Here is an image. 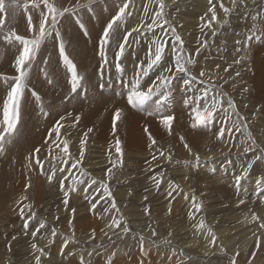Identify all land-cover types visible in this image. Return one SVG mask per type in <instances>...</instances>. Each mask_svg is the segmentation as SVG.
Masks as SVG:
<instances>
[{"label": "rangeland", "instance_id": "rangeland-1", "mask_svg": "<svg viewBox=\"0 0 264 264\" xmlns=\"http://www.w3.org/2000/svg\"><path fill=\"white\" fill-rule=\"evenodd\" d=\"M117 1L122 2V4L128 3L129 7L126 9L123 24L117 22L119 26L114 25V32L106 50L107 63L99 55L100 39H97V37L91 39L89 46L83 47L84 53L80 56V60L75 61L74 65L77 69L78 77H83L85 80H87L85 78L87 73L90 74L97 70L96 73L99 78H97L96 73H93L92 76L89 75L91 80L88 79V82L93 86L87 87V89L91 90L90 92L95 94L103 90L106 85H108L107 90H113V88L115 90L118 88V90H126V87L129 84L131 85V83H127L129 81V75L126 71L128 64L122 62V57L119 63L121 70L126 76L125 80L113 87V83H109L105 76L110 74V72L113 74V70L109 69L110 67L117 69L116 53L119 50V43L123 42L124 36L129 32H131L130 36L135 33L136 36L140 35L138 31H132V29L139 28L140 31L142 24H150L152 16L156 13V8H159L158 0H102V3L109 4L104 7L101 6L106 9L105 18L100 24V29L103 32L119 10L116 9L119 5ZM177 1L164 0V2L172 3V6ZM25 2L28 3L27 9L23 7ZM98 2L99 0H93L90 6L76 8L77 3L87 5V0H53V3L56 6L58 5L61 10L64 8L74 10L64 13L59 18L57 29L60 34H62L60 31L62 25L64 27L67 25L66 20L69 16L77 12H86ZM180 2L184 4L183 7H187L188 3L193 2V8L199 5L202 8L206 4V0H180ZM5 3L7 5L8 0H5ZM20 4L19 10L9 7L5 13H0V17L4 20L3 26L0 28V79L9 72H15L8 78H2L12 81V84L15 82V77L19 75L17 71H14V68H16L14 57H18L21 51L12 56L9 47L12 44L16 47L20 43L14 37L11 40L5 39V37L14 32L25 39H32L38 34L41 20V12H36L35 8L32 7V0H20ZM207 4L211 5V10L209 9L211 16L213 12L216 15L220 7V0H211V3L208 1ZM39 7L45 10L42 12L47 11L43 4H40ZM108 7L111 10H108ZM146 9L147 11H145ZM13 10L15 11L13 12ZM92 12L94 14V11ZM96 12H101V9H97ZM256 12L259 11L256 10ZM259 13L256 15L259 16ZM29 17H31L32 23L31 31H29ZM50 19L46 27L50 26ZM163 19L168 24L172 22L170 23L172 24L170 28L175 29L176 35L184 30L178 23V19H181L180 13L175 9H172V17L166 11H163ZM257 24H259V20ZM262 26H252L254 28L252 31H256V35L251 40L247 37L252 31L247 32V35H241L230 26L221 30L216 36L213 34V36H208L204 39L203 36L198 35L201 37L198 40V44L200 47L203 46L199 48L198 55L197 51L192 48H183L181 51V42H174L173 34H171L172 43L166 50L170 61H164V64L172 63L173 53L171 49L173 46L180 55L186 59L192 58L196 63L187 66L189 73L186 76L181 73L182 78L175 77L171 91L167 96L169 101L163 96H153L152 99L146 101L142 107L137 109L138 116L131 111H128V113H122L121 111L119 118L116 117V111L121 110L123 106L121 101L126 100L119 95L117 101L111 100V98V101L103 99L102 107H92L87 111L86 107L81 103V100L84 102L80 93V89L83 87L81 84L77 85L76 91L73 93L76 101L81 105L80 110H72L69 107H65L57 110V115H53L48 120H42L34 125L24 124L25 136H21L19 132L22 127L20 120H18L15 130L11 134H6L2 110L0 114V135H4L5 140L4 149L0 151V264H20L22 263L21 259L23 260L27 256L33 257L37 249H43L39 241L44 238V234H46L45 239L57 236L44 233V230L46 232L55 230L52 227L47 228L48 225L45 224L44 218L49 215L44 214V212L46 211L48 214L55 213L54 206L58 205V200L55 199V196L58 194V190H61V187L59 188L58 186H61L62 171H60V165L55 164L57 161L52 152H55L56 148L54 146L56 147L58 144L64 146L61 135L65 129H70L71 131L81 130L83 132L81 140L86 141L84 157L79 164L80 166L73 168V160L67 164L68 168L74 169L72 173L77 180H80L83 176L82 172L79 173V170L82 171L81 167L93 166V169H99L98 173L104 178H111L114 175V185L109 187V191L113 190L118 184L117 175H120L122 180L117 188L127 187V189H130L128 187L130 184L137 187L139 184L144 183V178L142 180H138V178L151 171V158L156 156V166L151 171L152 174L165 171L167 175L160 177L161 181L157 186L158 193L165 192L162 193L164 197L161 200H156L159 197L151 196V198H147L149 202H141L139 207L133 209V217L132 219L130 218V222L128 218H122L120 221H128L129 231L130 229L132 230L127 233L122 230L120 236L112 240L110 247L107 244L102 246V241L98 238H94L92 241L87 234L81 231L83 223L82 225L71 226V231L64 229L62 223V232L56 245L57 250L52 254V258H58L51 264H81L82 258L85 264H109V262L110 264H230L233 259L235 264H264V227L261 226L264 225V192L256 195L257 180L264 182V159L256 160L253 163L252 168L248 171V176L240 181L239 188L235 183V177L242 175L248 163L252 162L257 155H260L261 150H264V82L259 86L254 84V79L264 78V74L258 71L260 67H264V34L258 31V29L264 28V24ZM203 29L205 28L203 27ZM205 33H207V30H204ZM53 36L54 38L47 40L53 41V39H56L55 33L51 37ZM130 36H128L125 49L127 48L126 45H128L133 57H143L146 62L149 49L153 48L152 41H160L163 38L162 33L156 30L151 31L145 37V48L139 49L137 43L140 41V37L138 36V38H134L133 41L129 42ZM234 36L240 38L241 41L235 43ZM216 39L221 40L222 43H213ZM47 40L42 43L36 59L30 61L31 66H25L28 75L35 67L36 69L42 68L43 62L44 64L47 63V59L42 52V47ZM62 42L64 44V40ZM205 43L206 46H204ZM228 46L232 48L229 49ZM6 49L8 50L6 51ZM221 50L224 51L223 57L226 61L232 58L229 54L232 52L237 54L236 61L240 60V63L237 64L234 60L225 62L221 56L216 54L221 55ZM6 55L9 59L12 58L13 66H6L8 68L4 69L1 66L3 60L5 62L9 61ZM242 57L243 60H241ZM84 59L88 62H85ZM242 62L243 64L246 63V65H241ZM87 63L92 64L94 68L88 70ZM229 64H233V67L240 65V72L248 79L245 85H242L236 79L239 76L236 73L234 78L220 83V74L226 68L228 69ZM214 67H218L219 71L212 74L215 70ZM11 68L12 71L10 70ZM55 68L56 63L53 64L52 68L54 72L51 70L53 74H55ZM161 70L162 68H158L153 71L154 77L152 80L156 79ZM201 71L205 73L203 77L200 76ZM228 72L227 70L225 71V76ZM68 74L71 77L69 70ZM214 76H217V80L216 78L213 80ZM192 77H195V79ZM192 81L202 83L206 87L205 92L208 94L204 93L200 96L198 94L200 89L191 87ZM10 82L9 85L12 86ZM218 84L222 88H216L215 85ZM242 87H244L243 90H240ZM28 88L29 86L25 87V91H28ZM69 90V87L65 90L67 95L70 93ZM118 93L123 95L122 92ZM217 94H223V106L217 112V120L214 125H212L211 129L192 128L195 109L200 108L202 111L205 104L204 99L197 101V97L206 95L207 103L210 104L212 98ZM91 95L93 94H88V97ZM130 95L131 93H126L124 96L129 97ZM68 97L70 98V95ZM27 98L23 99L22 97L21 100L22 117L23 106L27 102ZM228 99L234 102L236 112H232L229 109L226 116L223 109L227 108ZM105 101L107 102L106 104ZM160 104L162 105L159 106ZM114 106H116L115 114L113 113ZM27 113H31L29 106ZM237 113H239V116ZM39 114L43 115L44 112ZM165 115H173L175 117L171 129L162 123V117ZM240 116L244 118L240 121V130L237 131L232 128L231 132L226 131L225 136L218 140L217 133L219 128L225 127L227 129ZM77 117H79L78 121ZM114 120L115 134L113 133ZM58 126L60 127L59 136L54 131ZM90 128L92 131L88 132ZM145 129H147V132ZM85 133H87L86 136ZM130 135L136 137V140H132ZM138 136H140L141 142L137 141ZM150 136L151 139L149 138ZM196 137L198 140L194 141L193 139ZM117 140L120 141V153L116 152ZM153 140L155 141L154 144ZM66 141L68 142L69 152L74 154L73 159L79 161L80 150L79 154H76L69 138ZM190 142L197 144L198 147L191 146ZM52 143L54 145H51ZM185 144L188 145L187 148ZM94 146L104 147L106 151L98 153L97 157H92L93 154L86 155V151L91 150ZM245 147L249 148L248 152L244 151ZM36 149H39V152ZM64 154L62 152V155ZM197 155L199 156V162L196 161ZM52 163L57 169L55 168L54 170ZM212 168H215V172L211 171ZM109 169H111L110 172ZM53 171H56V173L54 179L51 180L53 182H51L48 177L52 175ZM88 171L93 174L92 170ZM183 172L185 175L182 180L175 176H182ZM172 173H174L173 176ZM157 175H160V173ZM152 176L149 175L146 181L154 183L155 180H148ZM92 181L93 179L91 178L84 180L89 194L84 195L82 191H78L74 196V200L78 204L85 206V216L96 221V225L99 228L105 223L112 221V208L105 211L106 208L100 206V200L97 201L91 197L98 194L99 191H103L96 183L88 187ZM37 183L41 186L40 195H36L35 188ZM45 194L47 198L44 202L50 201L48 206L40 205L39 203L45 197ZM238 195L241 197L239 201L237 200ZM86 197L90 199H86ZM31 198H33V202ZM152 200L156 201L152 202ZM241 200L244 203H240ZM194 203L200 206L199 211L194 208ZM93 204L96 205L95 209L92 207ZM126 204L120 206L119 211H122ZM24 205H29V207L24 208ZM22 208L23 213H21ZM154 209L155 211L153 212ZM122 212H124L122 214H126L125 210ZM33 213L35 214L34 216ZM189 213H191V217ZM254 215L257 217L255 220L252 219ZM201 221L205 224L203 229L199 228ZM25 223L28 224L27 229L24 228ZM41 223L44 224V227L39 228L37 231ZM98 228L90 227L86 231H95ZM225 228H229L227 232L223 231ZM209 229H211L212 235L208 234ZM148 230L155 233L153 236L157 235V239L159 236L171 237L173 242L180 245H175V247H172V251L166 252L162 250V243L158 244L144 238V236H147L146 233L149 234ZM34 232L35 236L33 235ZM141 237H143L142 245ZM150 238L154 239L153 237ZM78 239L86 241L88 244L85 245L79 242ZM109 239L104 240L108 241ZM160 240L164 244L167 243L163 238ZM65 242H67L66 247L64 246ZM183 243H189V245L183 246ZM33 244L38 245L39 248H33ZM127 244L135 247L132 249L127 247ZM167 245L165 244V247ZM182 249L186 251H182ZM21 253H23L22 256L20 255ZM43 257L41 263L46 259V257ZM52 258L49 259L50 262Z\"/></svg>", "mask_w": 264, "mask_h": 264}, {"label": "bare ground", "instance_id": "bare-ground-1", "mask_svg": "<svg viewBox=\"0 0 264 264\" xmlns=\"http://www.w3.org/2000/svg\"><path fill=\"white\" fill-rule=\"evenodd\" d=\"M208 1L209 0H206V4L202 8H200V5L193 8L194 7V5L192 4L193 2L188 3L187 7H183L184 4L182 2H180V0L175 2L176 4L174 6H172V3L164 2V0H163V3L165 5L164 11H166L168 13V15H171V17H172V9H175L177 12L180 13L181 19H178V23L180 24L181 28H183L184 30L181 33H178V35L180 36L181 41L184 40V41H182L184 49L192 48L195 51H197V49L203 47V46L200 47V45L198 44V40L201 38L198 35L203 36L204 39L207 38L208 36L209 37L213 36V33H215V36H216L219 34V32L221 30L226 29V27H228V26L234 28L235 31L236 32L238 31L241 35H247V32L254 30V28H252L253 25H255L256 27H260L264 24V8H263L264 0H237L235 7H233L232 0H220V7L218 8V13L216 14V20H212L211 12L209 11L211 5L207 4ZM50 2L53 3V0H50ZM117 2L119 3V5L117 6L116 9H119V7H121L123 4H122V2H119V1H117ZM106 4H108V3H105V2L102 3V0H99V2L93 8L88 9L86 12H81V13L77 12V13L69 16L66 20L67 25L65 27L62 25V28L60 27L61 28L60 31L62 32V34H60V35H62L61 41L64 40V45H65V54L69 57V59H71V61H73L72 62L73 65H75V63L78 60H80L79 59L80 56L84 53L83 47L89 46L92 38H97V37H98L97 39L101 38L103 31H102V29H100V24L103 21V19L105 18V10H106L102 7H104ZM221 5L230 9V11L227 15L223 11V8L221 7ZM57 7H58V5H57ZM97 9H101V12H96ZM108 10H111L110 7H108ZM256 10L259 11L261 13V15L259 12H256ZM14 11L15 10H13V12ZM35 11L36 12H42L45 10L39 7V8H35ZM92 11H94V14ZM155 11L158 12L159 8H156ZM236 12H237V14H236ZM26 13L28 14V12H26ZM258 13H259V16L256 15ZM183 16H185V17H183ZM258 17H259V19H258ZM258 20H259V24H257ZM78 21H79V23H78ZM170 23H172V22H170ZM170 23L169 24L165 23L163 25V31H161L160 28L154 29V30L163 34V38L160 41L166 40L168 42L166 45V48H165V57H166L165 61H170V58L166 54V50L168 49V46L172 43V35H171L172 29L170 28V27H172V24H170ZM203 27L205 29L202 30ZM8 29H9V27H8ZM140 29L141 30L138 31L140 34V35H138L140 37V41H138V43H137V47L139 49L145 48V46H146L145 37H146V35L150 34V32H151V31H147V24H142L140 26ZM204 30H207V33L204 34ZM5 33H8V32H5ZM138 36H136V33L134 35L130 36L129 42L133 41L134 38H138ZM227 37H229V36H227ZM51 38H54V36L50 37V39ZM234 40H235L234 41L235 43L238 41L239 42L241 41L240 38H236L235 36H234ZM61 41H58L57 39H53V41L47 40V42L42 47V52L47 59V61L45 60L47 63L44 64V62H43L42 68L36 69V67H35L34 70L26 78V82H28L26 87L29 86V88H28V91L24 90L23 99H25L27 97L28 98H27V102L23 106V110H24L23 111V117L21 114V109H19V119H18V120H20V125L22 123V127L19 129L21 136H25L24 133L26 134L25 130L23 129L24 124L34 125L36 123H39L42 120H48L53 115H57V113H58L57 110H60V109L65 108V107H69L72 110H80L81 109V105L76 101L75 97L73 96V93L76 90L75 91L72 90L71 77L68 74V68L63 63V61L59 55V43ZM213 43H222V41L219 39H216ZM126 46H127V48L125 49L124 55L122 57V62L125 64H128V67H126L127 68L126 71L128 72V75H129V77H128L129 81L127 83H131L132 79L134 78V74L136 72L137 64L140 63L141 61L146 63V61L143 57L142 58H139L137 56L133 57L131 50H129V48H128V45H126ZM22 48H23L22 44H20V45L17 44L16 47L13 46V44H12L9 47V50H10L12 56H14L15 54L22 51ZM228 48L231 49L232 47L228 46ZM7 50L8 49H6V51ZM223 52L224 51L221 50V53H222L221 55H219L218 53H216V54L218 56H221L225 62H229L230 60L236 61L237 54L230 52L229 54L232 56V58L229 59V61H226L225 58L223 57V55H224ZM6 57L8 58L7 55H6ZM17 58L18 57H14V60H16ZM241 60H243V57ZM86 61L87 60H85V62ZM244 61H245V59H244ZM4 62L5 61L3 60V63L1 65L4 67V69H7L11 65L13 66L12 58H10L9 61L7 60V62H5L7 65ZM243 62L241 63V65H246V63L243 64ZM54 63H56L55 74H53L51 71V70H53V72H54V69H52ZM14 64H15V62H14ZM87 65H88V68H87L88 70L94 68V67H92V64L90 65L89 63H87ZM6 66H8V67H6ZM234 66H235V63H234ZM239 66L240 65L233 67V64L232 65L229 64L228 69L226 68V70L229 71L227 73V75L225 76V74H224L226 70L224 72H221V74H220V83L225 82L227 79L229 80V79L234 78L235 73L236 74L239 73V76H237L236 79H238L242 85H245L248 79L245 75H242V73L240 72L241 70L239 69ZM109 69L111 71L113 70V74L110 72V74H107V75L105 74L106 75L105 77L109 80V83L110 82L113 83V87L116 86L118 83H121L125 80L126 76L122 70H120V72H119L117 69H115L113 67H110ZM214 69L215 70L213 71L212 74H215L219 71L218 67H214ZM10 70L12 71V68ZM14 71H16V68H14ZM96 71L91 72L90 74L87 73L85 76V78L87 80L83 79V77L80 78V80H79V84L83 85V87H81V89H80V93H81V98L84 99V102L81 99L80 100H81V103L86 107V110L88 111L92 107H97V108L102 107L103 106L102 101H104L103 99L109 101L111 98V100L117 101L118 95H119L121 98L126 99L125 100L126 102L124 100L121 101L123 106L120 110V113H121V111H122V113H128V111H131L134 115L138 116V114H137L138 108L134 109L133 107H131L127 102L128 97L124 96L126 93L127 94L131 93V85L130 84L126 87V90H118L119 88L116 90L114 88H113V90H107L108 85H106L103 88V90H101L100 92L98 91L99 92L98 94L92 93V92H90L91 91L90 89H87V87L90 88L93 86L90 82H88V79H90L89 75L92 76V74L96 73ZM258 71L261 74H264V67H260L258 69ZM130 72L131 73L133 72V73L131 74ZM14 73L9 72L8 74H6L2 78H5V77L8 78L11 76V74H14ZM99 73H101V72H99ZM77 74H78V72H77ZM70 75H71V73H70ZM183 75L186 76V74H183ZM96 76H97V78H99L97 73H96ZM153 77H154V72L150 73V75L148 77L144 78L142 81V88H146L148 85H150L154 81V80H152ZM175 77L182 78V74L181 73L175 74ZM2 78L0 79V94L2 93L0 95V114L3 110V102L7 98V90L9 91V89L11 88V86L9 85L10 81L7 79H2ZM215 78L217 80V76H214L213 80ZM100 82H102V81H100ZM192 82H193V84L191 85V87H195V88L200 89V91L198 92V94L200 96L203 95L204 93H206L205 92L206 87H204V85L202 83H200V82L196 83L194 81H192ZM263 82H264V78L263 79H254L255 86H259ZM10 83L12 84L13 82L11 81ZM215 86L218 89L222 88L221 86H219V84L215 85ZM68 87L70 89L69 90L70 93L67 95L65 90ZM243 88L244 87H242L240 90H243ZM96 89H97V87H96ZM118 92H122L123 95H121ZM34 93H35V95H34ZM88 94L89 95L93 94V95L88 97ZM206 94H208V93H206ZM69 95H70V98L68 97ZM106 103L107 102L105 101V104ZM112 105H113V103H112ZM161 105L162 104H160L159 106H161ZM28 106H29V109L31 110L30 114L27 113ZM140 107H142V106H140ZM115 111H116V106H114V108H113L114 114H115ZM40 112H44V114L43 115L39 114ZM147 116H149V115H147ZM61 136H62V144L64 141H66L67 138H69V140L72 142L73 150L76 151V154H79V150H80V148H79L80 143L79 142L82 139L83 132L81 130L80 131H78V130L71 131L70 129H67V130L65 129ZM130 138L132 140H136V137L131 136ZM193 140L197 141L198 138L196 137ZM137 141L141 142L140 136H138ZM190 144L193 147H198L197 144H195V143L190 142ZM51 145H54V144L52 143ZM63 147L64 146H60V144H58L56 147L54 146V148H56V149H55V152L54 151L52 152V155H55V157H56L57 163H55V164L60 165L59 168L64 169V171H62V176H61L62 180L59 178V180H61L63 182L64 187H63V189L61 188V190H58V194L55 196V199L58 200V205L54 206V211H56V212L50 213V214H48L46 211L44 212V214L49 215V216L44 218L45 224L48 225L47 228L52 227L55 229V230H52L50 232H46V230H44V233L50 234L52 236L53 232H55V235H57V236L55 238L51 237L49 239H45L46 234H44V238H42L39 241V243H41V247L43 249L40 248L39 251L36 250L34 252L33 257L27 256L23 260L21 259L22 263L17 261L20 264H36V258L37 257H39L40 264H51L54 260H56L58 257L52 258V254L54 253V251L57 250L56 245H57V241L60 239V234L62 232V223L64 225V229H66L68 231H71V226L72 227L78 226V225H82V223H83V227L81 228V231L84 232L85 234H87L92 239V241L94 238H98L99 240L102 241V244H101L102 246H104V244L105 245L107 244V245H109L108 247H110V245H112V243H111L112 240H114L115 237L120 236V234H121L120 232L124 229L125 225L128 226V224L130 222V218L132 219V217H133V209L134 208L139 207L141 205L140 203L143 201L149 202L147 200V198H151V196L159 197L156 200H161V198L164 197V195H162V193H165V192L162 191V193H158L157 192V186L158 185L155 182L158 179H159V181H161L160 177L164 176L166 174V172L165 171L164 172H156V174H152V172H151L152 170H154V167L156 166V162H155L156 157H157L156 156V157L151 158L152 159L150 162L152 164V165L150 164V166H151L150 168H152L151 171L148 169V171H150V172L147 171L148 173H146V175L138 178V180H142V178H144V183L139 184V186H137V187H134L132 184H130L128 186V187H130V189H127V187L117 188V186L120 185V183L122 182V180L120 179V175H117L118 176V184L116 185V187L113 190L110 191L112 194V197L116 203V208L111 210L112 221L107 222L102 227L98 228V226L96 225V221L89 219V218H87V216H85V206H83L82 204H78L74 200V196L76 195V193L78 191H82V193H84V195L89 194V190L86 188L85 183L77 184L75 191L69 190V186L73 183V177L76 178V176H73L74 174L72 173L74 171V169L68 168L67 164L69 162H71L72 160L73 161H76V160L73 159L74 154H72L71 152H69L67 157L65 156V154L62 155ZM52 148H51V150H52ZM104 151H106V148L94 146V147H92L91 150L86 151V155L93 154L92 157H97L98 153H103ZM44 154H43V156L45 157ZM65 159L68 160V163H64ZM44 164H45V162H44ZM53 167H54V164H53ZM55 168L56 167H54V170H55ZM81 169H82V171L79 170V173L82 172V173H85V175H83L80 180L84 181L87 178H91V179L96 181V184L98 186H100L101 183H104V184H107L108 188L113 187L114 175L111 178H104L101 176V174L98 173L99 169H93V166L86 167V168L81 167ZM88 170H92L93 174L89 173ZM184 172H183L182 176L181 175H175V176L178 178H181V180H182V178H184V175H185ZM55 173H56V171H55ZM159 173H160V175H157ZM39 174H41V173H39ZM68 174H69V176H68ZM149 175H153V176L151 178H149L148 180H151V179H152V181L155 180L154 183H150V182L146 181ZM173 175H174V173H172V176ZM58 177H59V174H58ZM65 177H66V179H65ZM46 181H48V180H46ZM51 182H53V181H51ZM60 184H61V182H60ZM36 186H37L35 188L36 195L37 194L40 195L41 194V186H40V184L38 185V183ZM58 187L60 188L61 186H58ZM165 188H166V186H165ZM164 190H166V189H164ZM53 191H54V189H53ZM50 192H51V189H50ZM65 192H68L67 198L69 200V203L67 206H65V204L63 203L64 199L66 198ZM169 192H171V191H169ZM102 196H104L103 191H99L98 194L91 196V197L93 199H96L97 201L100 200V206L107 208V209H111L112 200H109L107 197H104V199H101ZM46 198L47 197L45 194V197L42 198V200L39 202L40 205L41 204H44L45 206L50 205V201L44 202ZM53 198H54V196H53ZM32 199L33 198H31V200ZM240 199H241V197L238 195L237 200L239 201ZM156 200H152V202H154ZM164 200H166V199H164ZM32 202H33V200H32ZM248 203H250V202H248ZM124 204H126V206H125V208L122 209V211L125 210L126 214H122L124 212L119 211L120 206H122ZM37 206H35V207L37 208ZM35 207H34V209H35ZM145 210H146V208H145ZM154 211H155V209L153 210V212ZM238 217H240V215H238ZM113 218L116 221L120 222L119 227H117L113 223ZM122 218L123 219L128 218L129 222L128 221L121 222L120 220ZM90 227H93L94 229L95 228H98V229H96L95 231H86ZM228 229L229 228H225V229H223V231L227 232ZM131 230L132 229H130V231ZM31 231H32V229H31ZM77 231L80 233V231L78 229H77ZM148 231H149V234L146 233L147 236H144V235H142V236H144V238L146 240H150V241L156 242L158 244L162 243L164 245V246L162 245V250H165L166 252H168L169 250L172 251V247H175V245H177V246L180 245V244L173 242L171 237H162V236L160 237L159 236L157 239V235L154 237L153 236L154 234L152 233V231L151 230H148ZM115 234H118V235H115ZM150 237H153L155 240L150 238ZM107 238H110V239L108 241H105ZM162 238L167 241V243H165V244H168L166 247H165V244L163 243V241L160 240ZM78 241L85 244V245L88 244L86 241H81L79 239H78ZM132 242L136 243L135 241H132ZM182 245L188 246L189 243H183ZM93 246H94V243H93ZM126 246L131 247L132 249L135 247L134 245L130 246L129 244H127ZM31 247H32V245H31ZM37 247H38V245L36 246V248ZM182 251H186V250L182 249ZM20 255L22 256L23 253H21ZM43 256L46 257L47 260L45 259L41 263ZM51 258H52V260L50 262L49 259H51ZM55 264H62V263H55Z\"/></svg>", "mask_w": 264, "mask_h": 264}, {"label": "snow or ice", "instance_id": "snow-or-ice-1", "mask_svg": "<svg viewBox=\"0 0 264 264\" xmlns=\"http://www.w3.org/2000/svg\"><path fill=\"white\" fill-rule=\"evenodd\" d=\"M93 0H87V5H81L77 3L76 8L80 7H86L90 6ZM237 0H232L233 7L236 6ZM159 3V11L156 12L151 19V23L147 25V31H154L155 28H160L161 31H163V25L167 23L166 20L163 19V11H164V3L163 0H158ZM209 3H211V0H209ZM40 4H43V7L47 10L46 12H41V20L39 23V31L36 36H34L32 39H25L19 35H16L14 32L11 33L9 36L5 37V39L11 40L13 37L16 41H18L20 44L23 45L22 51L20 52L18 58L15 60V67L16 71L19 74L17 77H15V82L11 86L10 91L7 92V98L3 102V122L5 125V132L6 134H11L18 123L19 119V109L21 100L23 97V93L26 87V78L28 76V71L25 66L30 67V61H34L36 59L37 53L42 45V43L49 39L53 33H55L56 39L58 41H61L60 32L57 29V24L59 22V18L64 15L66 12L74 11L73 9L64 8L59 9L54 3H51L50 0H32V7L33 8H39ZM13 8L15 10H19L21 7L20 0H8V4L6 5L5 0H0V13H5L7 8ZM23 7L27 9L28 3L25 2L23 4ZM129 4L124 3L123 6L119 7V10L117 14L114 16V18L109 22L104 29V32L99 40V55L105 60V63H107L106 60V50L107 46L109 45L110 39L112 38L113 32H114V25L119 26L117 22H120V24H123L125 16H126V9H128ZM223 11L227 15L230 11L229 8L224 7ZM211 10V9H210ZM147 11V9L145 10ZM49 18H51L50 26L46 27V24L49 22ZM212 20H216L215 12H213ZM4 23V20L2 17H0V28H2ZM29 23V31L32 30V23H31V17L28 19ZM79 23V21H78ZM132 31H139V28H133ZM261 34H264V28L258 29ZM172 34L175 41L181 42V51L183 50V42L181 41L180 36L175 34V29H172ZM215 35V33H213ZM131 35V32L127 33L124 38L123 42L119 43L118 45V51L116 53V68L118 71L121 70V65L119 63L121 57H123L125 52V44L127 43L128 36ZM256 35V31H252L251 34L247 37L249 40H251ZM167 41H152L153 48L149 49V52L146 57V64L141 61L136 66V72L134 74V78L131 81V95L128 97V104L133 108H139L140 106L144 105L146 101L152 99L153 96H163L165 99H167L168 93L171 91V86L173 83V80L175 79V74L178 73H189L188 65L195 64L196 61L192 58H185L184 56L180 55L176 48L173 46L171 49L173 53V61L171 64H164L165 61V48L167 45ZM239 43V41H238ZM206 46V43L205 45ZM199 54V49H197V55ZM59 55L63 61V63L67 66L69 72L71 73V83H72V90L75 91L77 85L79 84L80 78L77 75L75 66L73 65L72 61L69 59V57L65 54V48L64 44L61 41L59 43ZM242 59V58H241ZM237 64L240 63V60L236 61ZM158 68H162V70L157 75L156 79L148 85L146 88H142V81L144 78L148 77L150 73L155 71ZM205 73L203 71L200 72V76L203 77ZM239 75V73H237ZM195 79V77H192ZM35 95V93H34ZM223 94H217L212 98L211 103H207V96L204 97H197V101L204 99L205 104L203 106V110L201 111L200 108L195 109V115L193 117V123L191 125L192 128L202 127L204 129H211L212 125H214L215 121L217 120V112L222 108L223 106ZM229 109H231L232 112H236V106L234 102L231 99L227 100V108L223 109V112L227 116ZM11 113V115H10ZM116 117L119 118L120 116V110L116 111ZM239 116V113H237ZM230 118V117H228ZM244 118L242 116L239 117L238 120L233 121L231 125L226 129L225 127H220L217 133V139H222L225 136V132H231L232 128H235L237 131L240 130V121ZM79 120V117H77V121ZM175 120V117L173 115H165L162 117V123L171 129V126ZM245 127H247L245 125ZM54 131L57 133V136L60 134V127H56ZM92 129H88V132H91ZM147 132V129H145ZM113 133L115 134V120L113 122ZM87 133H85V136ZM151 139V136L149 137ZM183 139V138H181ZM4 140L5 136L0 135V151H3L4 149ZM153 144L155 141H152ZM86 141L81 140L80 141V160L79 161H73L72 167H77L82 161L84 157V145ZM254 143V141H253ZM63 152L65 153V156L67 157L69 154V148H68V142H63ZM185 147L187 148L188 145L185 144ZM37 152H39V149H36ZM245 152L249 151V148L245 147ZM116 152H121V146L120 141H116ZM264 159V150H261V154L257 155L256 158L248 163L247 168L242 172V175L235 177V183L236 186L239 188L240 181L248 176V171L252 168L253 163L256 162V160ZM196 161L199 162V156H196ZM64 163H68V160L65 159ZM60 171H64V169H60ZM111 169H109V172ZM211 171L215 172V168H212ZM82 175H85V173H82ZM55 177V172L53 171L52 175L48 177L49 181H51ZM66 179V177H65ZM155 179V178H154ZM83 180H77L75 177H73V183L69 186L70 191L76 190L77 184H83ZM96 181L93 180L91 184L88 185V187H91L92 184H95ZM157 185H159L160 181H156ZM64 185L61 181V188L63 189ZM100 187L103 189L104 196L101 197V199H104V197H107L109 200H112L111 208H116V203L112 197L111 192L109 191V188L107 184L101 183ZM246 191V190H245ZM264 192V182L261 180H257L256 182V195H259L260 193ZM171 195V193H169ZM68 192H65V199L63 203L65 206L68 205L69 200L67 198ZM86 199H90L89 197H86ZM240 203H244L243 200L240 201ZM194 208H196L197 211L200 210V206L196 205L194 203ZM29 207V205H24V208ZM93 209H95L96 205L93 204ZM109 209H105V211H108ZM21 213H23V208L21 209ZM35 214L33 213V216ZM189 216L191 217V213H189ZM253 220L257 219V217L254 215L252 217ZM113 223L119 227V221L113 220ZM111 226V225H110ZM264 227V225H261ZM28 224L25 223L24 228L27 229ZM44 224L41 223L39 227L37 228V231L39 228H43ZM205 227V224L203 221L200 222L199 228L203 229ZM123 231L125 233L129 232V228L127 225L124 226ZM155 235V233H153ZM208 234L212 235L211 229L208 230ZM35 236V232L33 233ZM53 235H55V232H53ZM143 244V238L141 237V245ZM65 247L67 246V242H65ZM33 248H36V245L33 244ZM39 251V249H37ZM63 251V249H61ZM91 255V253H89ZM36 264H40L39 257L36 258ZM81 264H85L83 258L81 259ZM110 264V262H109ZM230 264H235V260H231Z\"/></svg>", "mask_w": 264, "mask_h": 264}]
</instances>
